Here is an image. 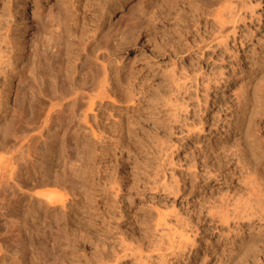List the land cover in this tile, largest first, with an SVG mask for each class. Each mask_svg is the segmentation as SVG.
<instances>
[{
  "label": "rangeland",
  "instance_id": "374dc122",
  "mask_svg": "<svg viewBox=\"0 0 264 264\" xmlns=\"http://www.w3.org/2000/svg\"><path fill=\"white\" fill-rule=\"evenodd\" d=\"M259 1L0 0V78L6 73L7 82L0 86V264H138L144 255H162L160 244L175 264H224L216 253L222 247L206 248L218 235L202 230L205 209L211 194L218 200L220 192H234L239 184L218 188L202 170L214 161L211 146L236 144L241 94H248L251 113L262 107L253 130L264 137V57H256L264 49V0ZM224 5L220 26L215 15ZM104 68L109 94L95 97L90 110L89 89L100 90ZM20 74L25 82L18 87ZM213 117H220L214 131ZM168 182L178 186L168 188ZM182 230L191 240L195 233L197 245L186 242L180 254L169 238L178 242ZM258 244L232 264H264Z\"/></svg>",
  "mask_w": 264,
  "mask_h": 264
},
{
  "label": "bare ground",
  "instance_id": "6f19581e",
  "mask_svg": "<svg viewBox=\"0 0 264 264\" xmlns=\"http://www.w3.org/2000/svg\"><path fill=\"white\" fill-rule=\"evenodd\" d=\"M97 1V0H96ZM100 1V0H99ZM103 1H105V0H103ZM119 1V0H118ZM175 1V0H174ZM224 1V0H223ZM229 1V0H228ZM259 1V0H258ZM218 2V1H217ZM221 2H222V0H221ZM260 2V1H259ZM85 3V2H84ZM226 3V2H225ZM225 3H223V4H225ZM232 3V2H231ZM237 3V2H236ZM86 4V3H85ZM102 4V3H101ZM171 4V3H170ZM222 4V5H223ZM238 4V3H237ZM89 5V4H88ZM92 5V4H91ZM94 5V4H93ZM92 5V6H93ZM103 5V4H102ZM238 5H240V4H238ZM244 5V4H243ZM252 5V4H251ZM257 5V4H256ZM90 6V5H89ZM217 6V5H216ZM219 6H221V4L219 3ZM226 5H224V6H222V8H220V9H218V10H216V8H215V10L217 11V14L215 15V17L217 18V19H215V20H217L218 21V23H219V25L220 26H222V25H224V23H225V20H224V17H223V11L225 10L223 7H225ZM263 6V5H262ZM251 7H253V5L251 6ZM256 7V6H255ZM226 8V7H225ZM240 8V7H239ZM245 8V7H244ZM78 9V8H77ZM214 9V8H213ZM248 9H250V7L248 6ZM253 9V8H252ZM229 10V9H228ZM241 10V9H240ZM239 10V11H240ZM226 11V10H225ZM237 11V10H236ZM230 12V11H229ZM229 12H228V14H229ZM232 12V11H231ZM250 11H248V13H249ZM211 13V12H210ZM244 13V12H243ZM213 14V13H212ZM224 14H227L226 12L224 13ZM252 15H253V13H251ZM250 14V15H251ZM207 15V14H206ZM209 15V14H208ZM207 15V16H208ZM231 15V14H230ZM242 15V14H241ZM211 16V15H210ZM232 16V15H231ZM236 16V15H235ZM237 17V16H236ZM243 17V16H242ZM241 16H240V19L242 18ZM244 17H245V15H244ZM247 17H249V16H247ZM252 17V16H251ZM227 18V17H226ZM232 18V17H231ZM233 18H235V17H233ZM246 18V17H245ZM250 18V17H249ZM211 19V18H210ZM228 19V18H227ZM230 19V18H229ZM228 19V20H229ZM236 19V18H235ZM238 19V18H237ZM236 19V20H237ZM244 19V18H243ZM242 19V20H243ZM251 19V18H250ZM257 19V18H256ZM260 19V18H259ZM238 21V20H237ZM235 22V21H234ZM239 22V21H238ZM207 23V22H206ZM228 23H230V22H228ZM233 24V23H232ZM244 24H245V22H244ZM246 24H247V22H246ZM249 25V24H248ZM241 26V25H240ZM209 27V26H208ZM232 27V26H231ZM234 27H236V26H234ZM234 27H232L231 29H233ZM215 28V27H214ZM206 29V28H205ZM247 29V28H246ZM248 29H250V28H248ZM250 30H252V29H250ZM250 30H248L249 32H250ZM199 31V30H198ZM197 31V32H198ZM214 31V30H213ZM216 31H217V29H216ZM236 30H233V32H235ZM244 31H246V30H244ZM5 33H6V31H5ZM8 33V32H7ZM217 33V32H216ZM231 33H232V30H231ZM236 33V32H235ZM248 33V32H247ZM252 33V32H251ZM218 34V33H217ZM234 34V33H233ZM254 34V33H253ZM4 35V34H3ZM220 35V33L218 34V36ZM244 35V34H243ZM245 35H246V33H245ZM247 35H249V33L247 34ZM246 35V36H247ZM252 35V34H251ZM195 36H196V34H195ZM198 36V35H197ZM220 36H222V35H220ZM225 37H227L228 36V33H225V35H224ZM237 36V35H236ZM6 37V36H5ZM251 37V36H250ZM237 38V37H236ZM2 39H4V38H2ZM234 39V38H233ZM240 39V38H239ZM251 39V38H250ZM0 40H1V38H0ZM259 40V39H258ZM4 41V40H3ZM2 40H1V42H3ZM243 41H244V39H243ZM256 41V40H255ZM191 42V41H190ZM194 42V41H193ZM259 42V41H258ZM263 42V41H262ZM196 43H197V41H196ZM211 43V42H210ZM243 42H242V40H241V44H242ZM245 43V42H244ZM7 44H9V43H7ZM192 44V43H191ZM209 44V43H208ZM237 44V43H236ZM263 44V43H262ZM4 45V44H3ZM189 45V44H188ZM193 45V44H192ZM196 45V44H195ZM207 45V44H206ZM206 45H204L205 47H207ZM243 45V44H242ZM251 45V44H250ZM254 45V44H253ZM213 46V45H212ZM219 46V45H218ZM260 46V45H259ZM263 46V45H262ZM188 47H190V45L188 46ZM3 48V47H2ZM199 49H200V47H198ZM197 48V49H198ZM15 49V48H14ZM249 49V48H248ZM247 49V50H248ZM261 49V48H260ZM194 50V49H193ZM8 51V50H7ZM199 51H201V50H199ZM233 51V50H232ZM237 51V50H236ZM261 51H263V53H261V54H259V56L257 55L256 57H258V58H261L262 56L264 57V49L263 50H261ZM198 52V51H197ZM202 52V51H201ZM234 52V51H233ZM238 52V51H237ZM246 52V51H245ZM249 52V51H248ZM250 52H251V50H250ZM0 53L2 54V52L0 51ZM6 53V52H5ZM10 53V52H9ZM13 53V52H12ZM256 53V52H255ZM7 54H8V52H7ZM104 54V53H103ZM247 54V53H246ZM254 54V53H253ZM252 54V55H253ZM13 55V54H12ZM98 55V54H97ZM4 56V55H3ZM261 56V57H260ZM0 57L2 58V55H0ZM9 57V56H8ZM7 57V58H8ZM12 57V56H11ZM230 57V56H229ZM4 58V57H3ZM227 58H228V56H227ZM231 58H232V56H231ZM236 58V57H235ZM9 59H11V58H9ZM8 59V60H9ZM264 59V58H263ZM102 60V59H101ZM234 60V59H233ZM1 61V60H0ZM3 61V60H2ZM228 61V60H227ZM4 62V61H3ZM9 62V61H8ZM231 63V62H230ZM257 63V62H256ZM0 64H1V62H0ZM233 64V63H232ZM239 64V63H238ZM258 64V63H257ZM3 65V64H2ZM242 65V64H241ZM102 66V65H101ZM236 66V65H235ZM238 66V65H237ZM251 66V65H250ZM253 66V65H252ZM6 67V66H5ZM232 67V66H231ZM108 68V67H107ZM4 68H2V70H3ZM8 69V68H7ZM237 69V68H236ZM1 70V69H0ZM9 70V69H8ZM104 70H105V73H104V76H101V74H100V76L102 77V78H100L101 80H100V82H99V84H97L98 86H100L101 88H100V90H99V92H98V90H96L97 92H95L93 89H92V91L89 89V93H90V95H88L89 93L88 92H86L87 94H85V92H84V88L82 89V91L81 92H84V95H85V97L87 98V99H89L90 98V101H88V100H86V98H85V100H86V105L88 104L87 102H89V109L90 110H92L93 108L92 107H94L93 105H94V102L95 101H98L97 99L99 98L100 100L101 99H104V97L107 95L108 96V94L109 93H107L108 92V89H107V91L105 92V89H104V87L106 86V82L109 84V80L107 81V75H108V73L106 74V68H104ZM102 71V70H101ZM240 71V70H239ZM263 71V70H262ZM0 72H5V71H0ZM10 72V71H9ZM103 72V71H102ZM201 72V71H200ZM251 76H252V74L254 73L252 70H251ZM101 73V72H100ZM239 73V72H238ZM246 73V72H245ZM105 74H106V76H105ZM230 74V73H229ZM228 74V75H229ZM2 75V74H1ZM4 75V74H3ZM236 75V74H235ZM255 75H256V73H255ZM261 75H263V74H261ZM195 76H197V75H195ZM258 76H260V75H258ZM3 77V76H2ZM4 79H1L0 80V86L2 85L3 87H4V83L3 82H1V81H5L6 82V73H5V75H4V77H3ZM99 78V77H98ZM203 78V77H202ZM210 78V77H209ZM209 78H208V80H209ZM193 79V78H192ZM191 79V80H192ZM195 79H197V78H195ZM213 79V78H212ZM256 79H258V78H256ZM96 81L98 80V79H95ZM177 80V79H176ZM181 80V79H180ZM206 80V79H205ZM216 80V79H215ZM246 80V79H245ZM245 80H243V81H245ZM264 80V79H263ZM23 81L25 82V80L23 79V77H22V74H20L19 75V79H18V83H17V86L19 87V83H23ZM94 81V80H93ZM193 81V80H192ZM196 81V80H195ZM84 82V81H83ZM179 82V81H178ZM177 82V83H178ZM181 82H183V81H181ZM187 82V81H186ZM221 82V81H220ZM247 82V81H246ZM252 82V81H251ZM7 83V82H6ZM98 83V82H97ZM245 83V82H244ZM249 83V82H248ZM261 83H263V82H261ZM85 83H83V85H84ZM93 84H94V82H93ZM105 84V85H104ZM107 84V85H108ZM183 84H185V83H183ZM188 84V83H187ZM207 84H209V83H207ZM213 84V83H212ZM216 84V83H215ZM218 84V83H217ZM221 84V83H220ZM253 84H254V82H253ZM257 84V83H256ZM86 85V84H85ZM96 85V86H97ZM110 85V84H109ZM176 85V84H175ZM179 85V84H178ZM192 85V84H191ZM196 85V84H195ZM200 85H202V84H200ZM206 85V84H205ZM210 85V84H209ZM242 85V84H241ZM246 85V84H245ZM262 85H264V84H261V86ZM6 86H7V84H6ZM23 86V85H22ZM78 86V85H77ZM96 86H94V87H96ZM186 86V85H185ZM194 86V85H193ZM249 86V85H248ZM253 86V85H252ZM255 86V85H254ZM258 86H260V85H258ZM258 86H256V87H258ZM260 86V87H261ZM189 87H190V85H189ZM207 87V86H206ZM209 87V86H208ZM207 87V88H208ZM238 87H240L239 85H238ZM245 87V86H244ZM255 87V88H256ZM264 87V86H263ZM5 88V87H4ZM80 89L82 88V87H79ZM97 88H99V87H97ZM186 88V87H185ZM197 88V87H196ZM252 88V87H251ZM17 89V88H16ZM76 89H78V87H76ZM88 89V88H87ZM200 89V88H199ZM198 89V90H199ZM205 89V88H204ZM238 89V88H237ZM245 89V88H244ZM260 89V88H259ZM1 90H3L2 88L0 89V91ZM17 90H19V89H17ZM21 90V89H20ZM188 90V89H187ZM246 90V89H245ZM251 90V89H250ZM254 90V89H253ZM261 90H262V87H261ZM16 91V90H15ZM87 91V90H86ZM93 91L96 93H93ZM179 91V90H178ZM189 91V90H188ZM195 91H196V89H195ZM205 91V90H204ZM241 91V90H240ZM244 91V90H243ZM19 92V91H18ZM81 92H80V94H78V95H81ZM92 92V93H91ZM176 92V91H175ZM196 92H198V91H196ZM246 92V91H245ZM258 92V91H257ZM15 93V92H14ZM75 93H77V92H75ZM79 93V92H78ZM107 93V94H106ZM190 93V92H189ZM240 93V92H239ZM252 93H254V92H252ZM260 93H261V91H260ZM180 94V93H179ZM198 94V93H197ZM241 94V93H240ZM259 94V93H258ZM263 94V93H262ZM261 94V96H260V98H262L263 97V95ZM78 95H74L75 97H74V99H73V97H71L73 100H75L76 98H78ZM89 97H87V96ZM95 95V96H94ZM178 95V94H177ZM203 95V94H202ZM248 94H241L240 96H241V103H242V105H241V109H242V113H241V117H238L239 119L237 120V121H234V128H235V131H233V129H232V131L236 134V136L238 137V139H237V142H236V144L233 146L232 144V146H230V144H229V146L224 142V144H222V143H220L221 145H220V147H218L217 145H215L216 147H218V148H216L215 146H211V151H209L208 149V151H209V153H210V155H209V153H208V151H206L207 152V154L209 155V157L210 158H212V160H214L213 162H211V163H209V164H207V165H205V170H204V172H203V170H202V173L203 174H205V177H206V179H208L210 182L212 181V180H215L216 182H219V184H221V186H217L218 188L219 187H221V189H222V187H224V186H230L232 183H236V185L237 184H239V187L236 189V190H234L233 188V190H234V192H228V193H221L220 192V198L217 200V198L215 199V197L211 194V197L207 200L208 201V203L206 204V213H205V215L207 216L206 218H205V224H207V227H205V228H203L202 230H204V231H212V233H214L213 235H215V234H217L218 235V237H217V239H215V240H213V239H211L209 242H207L208 244H209V246L208 247H206L207 249L208 248H213V247H215V248H217V247H219L220 246V248H221V250L220 251H218L217 249V252H216V250H215V252L216 253H220L221 254V256H223V258H224V264H232V263H234V262H236V260H234L235 258H239V255H240V253H241V251H243L244 249H250L249 251H250V253H251V251L253 250V251H255V248H254V244L256 245L257 243H260V245L258 244V246H260L261 248H260V250L259 251H261L262 252V250H263V252H264V137H263V135H262V137L263 138H261V136H260V134L259 133H257L255 130H253V125H255V116H257L258 114V112H260L259 111V109L260 108H262V107H260L258 110H257V112H254L253 111V113H251V109H250V107H249V96H247ZM73 96V95H72ZM83 96V95H82ZM82 96H80V97H82ZM93 96V97H92ZM195 96V95H194ZM201 96V95H200ZM239 96V97H240ZM95 97H98L95 101H94V99H95ZM193 97V96H192ZM207 97V96H206ZM212 97V96H211ZM209 98V97H208ZM207 98V99H208ZM6 99V98H5ZM52 99V98H51ZM62 99V98H61ZM60 99V100H61ZM78 99H81L82 100V98H78ZM199 99V94H198V96H197V101H199L198 100ZM201 99V98H200ZM203 99V98H202ZM205 99V98H204ZM238 99V98H237ZM263 99V98H262ZM261 99V100H262ZM0 100H1V98H0ZM56 100V99H55ZM55 100H53V101H55ZM73 100L71 101V102H73ZM77 100V99H76ZM81 100H79L80 102H85V101H81ZM84 100V99H83ZM176 100H177V98H176ZM184 100H185V98H184ZM206 100V99H205ZM254 100V99H253ZM260 100V101H261ZM5 101V100H4ZM19 101V100H18ZM187 101V100H186ZM196 101V102H197ZM204 101V100H203ZM224 101H225V99H224ZM57 102V101H56ZM58 102H59V99H58ZM75 102H77V101H75ZM176 102V101H175ZM200 102H201V100H200ZM205 103H206V101H204ZM208 102V101H207ZM264 102V101H263ZM263 102H261V103H263ZM50 103H51V101H50ZM53 103V105H54V102H52ZM62 103V102H61ZM61 103L59 102L58 104H60V106H61ZM178 103H180V102H178ZM185 103V102H184ZM184 103L182 102L181 104H183V106H187V103H185V105H184ZM194 103V102H193ZM221 103V102H220ZM227 103V102H226ZM257 103V102H256ZM3 104V102H2V100L0 101V105H2ZM95 104H96V102H95ZM170 104V103H169ZM172 104V103H171ZM201 104V103H200ZM238 104V103H237ZM4 105H7V104H4ZM76 105V104H75ZM80 105V104H79ZM175 105V104H174ZM173 105V106H174ZM202 105H203V102H202ZM206 105V104H205ZM210 105H212L211 103H210ZM209 105V106H210ZM240 105V104H239ZM253 105H254V103H253ZM256 105V104H255ZM263 105V104H262ZM56 106V105H55ZM58 106V105H57ZM60 106H58V108H60ZM172 106V105H171ZM171 106H169V107H171ZM175 106H177V105H175ZM179 106V105H178ZM199 106V105H198ZM257 106V105H256ZM259 106V105H258ZM47 107H48V105H47ZM84 107H86V106H84ZM182 107V106H181ZM196 107H197V105H196ZM207 107H208V105H207ZM210 107H212V106H210ZM209 107V108H210ZM264 107V106H263ZM0 108H3V107H0ZM45 108V107H44ZM56 108V107H55ZM54 107L53 108H51L50 107V109H55ZM57 108V109H58ZM172 108V107H171ZM187 108V107H186ZM200 108H202L201 106H200ZM216 108V107H215ZM221 108V107H220ZM253 108V107H252ZM17 109H18V107H17ZM24 109V108H23ZM50 109H49V111H50ZM61 109H62V107H61ZM61 109H59V110H61ZM83 109V108H82ZM173 109H175V108H173ZM184 109V108H183ZM230 109H231V107H230ZM20 110H21V108H20ZM59 110H58V112H59ZM172 110V109H171ZM176 110V109H175ZM181 110V109H180ZM200 110V109H199ZM215 110V109H214ZM227 110V109H226ZM239 110V109H238ZM264 110V109H263ZM45 111H46V109H45ZM48 111V112H49ZM55 111H57V110H55ZM85 111V110H84ZM174 110H172V112H173ZM191 111V110H190ZM198 111V110H197ZM225 111V110H224ZM262 111V110H261ZM20 112V111H19ZM83 112V111H82ZM202 112H205V111H202ZM217 112H218V110H217ZM221 112V111H220ZM220 112L218 113V116H221V115H219L220 114ZM230 112V111H229ZM23 113V112H22ZM55 113V112H54ZM85 113H87V112H85ZM84 113V114H85ZM180 113V112H179ZM195 113V112H194ZM224 113H226V112H224ZM224 113H223V115H224ZM233 113V112H232ZM88 114V113H87ZM86 114V115H87ZM198 114V113H197ZM213 114V113H212ZM257 114V115H256ZM262 114H264V113H262ZM14 115V114H13ZM18 116L20 115V114H17ZM195 115V114H194ZM222 115V116H223ZM228 115V114H227ZM226 115V116H227ZM16 116V115H15ZM44 117H45V114L43 115ZM51 116V115H50ZM176 116V115H175ZM202 116V115H201ZM213 116V115H212ZM221 116V117H222ZM225 116V115H224ZM225 116V117H226ZM230 116V115H229ZM261 116V115H260ZM46 117H48L49 118V115L48 116H46ZM86 117V116H85ZM173 117V116H172ZM180 117V116H179ZM225 117H223V119H221V120H224V118ZM228 117V116H227ZM218 118V117H217ZM51 119H52V117H51ZM203 119V118H202ZM219 119H220V117H219ZM219 119H217V120H219ZM230 119V118H229ZM173 120V119H172ZM176 120V119H175ZM193 120V119H192ZM205 120V119H204ZM207 120V119H206ZM214 117H213V120H210V124H211V128L210 129H215L216 128V126H218V121H217ZM225 120H227L226 118H225ZM44 121V120H43ZM46 121V120H45ZM178 121V120H177ZM217 121V122H216ZM180 122V121H179ZM194 122V121H193ZM192 122V123H193ZM199 122V120L197 121V123ZM202 122V120L200 121V123ZM208 122V121H207ZM224 122V121H223ZM228 122V121H227ZM231 122V121H230ZM229 122V123H230ZM260 122V121H259ZM199 123V124H200ZM42 124V123H41ZM51 124V123H50ZM227 124V123H226ZM258 124V123H257ZM184 125V124H183ZM196 125V124H195ZM194 125V126H195ZM225 125V124H224ZM223 125V126H224ZM112 126V125H111ZM190 126H193V125H191L190 124ZM193 126V127H194ZM229 126V125H228ZM40 127H41V125H40ZM186 127H188L189 128V126H187V123H186ZM198 127H199V125H198ZM257 127V126H256ZM95 128V127H94ZM187 128V129H188ZM190 128H192V127H190ZM220 128V127H219ZM222 129H223V127H221ZM186 129V128H185ZM196 129V127L193 129V131ZM197 129H199V130H201L200 129V127L199 128H197ZM196 129V130H197ZM209 129V130H210ZM221 129V130H222ZM260 129V128H259ZM208 130V129H207ZM208 130V131H209ZM228 130V129H227ZM41 131V130H40ZM39 131V132H40ZM92 131V130H91ZM93 131H94V129H93ZM92 131V132H93ZM96 131V130H95ZM182 132H184V133H187V132H185V131H183V130H181ZM192 130H191V132L192 133H194ZM214 131V130H213ZM220 131V130H219ZM258 131V130H257ZM190 132V133H191ZM230 132V131H229ZM232 132V133H233ZM206 133V132H205ZM210 133H211V131H210ZM213 133V132H212ZM221 133V132H220ZM94 134V133H93ZM196 134V133H195ZM219 134V133H218ZM193 136V135H192ZM212 138V137H211ZM209 139V138H208ZM233 140V139H232ZM225 141V140H224ZM214 142V141H213ZM222 142V141H221ZM196 143V142H195ZM216 144V143H215ZM219 145V144H218ZM197 149V148H196ZM204 152H205V149H204ZM195 153V152H194ZM201 153V152H200ZM204 153H202V155H203ZM206 154V153H205ZM206 154V156H208ZM208 157V158H209ZM206 158V157H205ZM204 158V159H205ZM208 158H206V161H207V159ZM201 159H203V158H201ZM209 160V159H208ZM232 160H234V162H235V160H236V162H235V165H234V163H233V165H232V167H230V166H227V163H229L230 161H232ZM203 161V160H202ZM201 161V162H202ZM206 161H205V163H206ZM229 161V162H228ZM233 162V161H232ZM204 163V162H203ZM204 163V164H205ZM224 165H226L224 168H223V166ZM203 166V165H202ZM227 167V168H226ZM219 170H222V171H220L219 172ZM201 173V174H202ZM195 174H197V173H195ZM199 174V173H198ZM197 176V175H196ZM195 176V177H196ZM186 177V176H185ZM204 177V178H205ZM239 177V178H238ZM203 178V177H202ZM238 178V179H237ZM177 179V178H176ZM180 179V178H179ZM185 179V178H184ZM195 179V178H194ZM197 179V178H196ZM237 179V180H236ZM189 180V179H188ZM179 181V180H178ZM177 181V182H178ZM191 181V180H190ZM207 181V180H206ZM236 181V182H235ZM174 182V181H173ZM177 182H176V184H177ZM196 182V181H195ZM208 182V181H207ZM170 183V187H171V189L176 185H174V184H171L172 182H168V183H166V185L165 186H168V184ZM190 183H193V185H196V183L194 184V181L193 182H190ZM164 184H165V182H164ZM187 184V183H186ZM218 184V185H219ZM163 185V184H162ZM174 185V186H173ZM192 185V184H191ZM211 185V188L212 187H214V184L212 183V184H210ZM169 186H168V188H169ZM178 185H176V187H177ZM196 187V186H195ZM200 187V186H199ZM216 187V186H215ZM183 188V187H182ZM202 188V187H201ZM231 188V187H230ZM159 189H160V187H159ZM158 189V190H159ZM178 189V188H177ZM229 188H227V190H228ZM224 190V189H223ZM230 191V190H229ZM171 192H172V190H171ZM223 192V191H222ZM214 194V193H213ZM49 196V195H48ZM48 196H46L47 198H48ZM205 196V195H204ZM51 196H49V198H50ZM206 197V196H205ZM52 199H53V197H51ZM51 198L50 199H48V201L49 200H51ZM203 198V197H202ZM40 200V199H39ZM37 202H38V200H37ZM45 202H47V201H45ZM54 202V201H53ZM48 203V202H47ZM50 203V202H49ZM46 204V203H45ZM48 206V205H47ZM193 207V206H192ZM196 207V206H195ZM198 207V206H197ZM193 211V210H192ZM162 214V212L159 214L162 218H163V216L161 215ZM177 214V213H176ZM198 214V213H197ZM176 216V215H175ZM178 216V215H177ZM183 216V215H182ZM170 218V217H169ZM175 218V217H174ZM180 218V217H179ZM183 219V218H182ZM182 219H181V221H182ZM158 220V219H157ZM166 220V219H165ZM164 220V224L165 223H167L166 221ZM176 220V219H175ZM256 220H258L259 221V223H254ZM179 221H180V219H179ZM180 221V222H181ZM195 221V220H194ZM201 221H204L203 220V218H201ZM169 223L171 224V222L169 221ZM182 223V222H181ZM180 223V224H181ZM190 222H188L187 223V225L189 224ZM158 224V223H157ZM155 225V226H158V225ZM179 224V223H178ZM167 225V224H166ZM175 225V224H174ZM182 225H184V224H182ZM163 226V225H162ZM171 226V225H170ZM176 226V225H175ZM188 226H190V225H188ZM195 226V225H194ZM172 227V226H171ZM184 227V226H183ZM187 227V226H186ZM176 228V227H175ZM189 228H191V227H189ZM156 229V228H155ZM178 229V228H177ZM180 230H181V227L179 228ZM184 229V228H183ZM172 230V229H171ZM192 230V229H191ZM88 231V230H87ZM170 231V230H169ZM188 232V234L187 235H189V231H187ZM197 232V231H196ZM193 232L191 231V234H192ZM87 234V233H86ZM161 234V233H160ZM175 234V233H174ZM185 234V233H184ZM184 234H183V230L180 232V235H179V237H178V239H179V241L178 242H175L172 238H169V244L170 245H173V242L175 243V245H173V246H175L176 248L178 247V250H179V253L181 254V251H183L182 250V247L184 246V244L186 243V244H188V241H191V242H193V243H195V238H194V236H195V233H193V238H192V240L189 238V236L187 237L186 236V234H185V237H184ZM190 234V235H191ZM172 235V234H171ZM170 235V236H171ZM162 237V236H161ZM160 239V238H159ZM128 241V240H127ZM139 241V240H138ZM229 241H231V242H233V248H228V244L226 245V243H228ZM154 242V241H153ZM161 242V241H160ZM231 242H229V243H231ZM237 242V243H236ZM129 243V242H128ZM133 243V242H132ZM135 243V242H134ZM161 243H164V241L162 240V242ZM177 243H178V245H177ZM153 244H155V243H153ZM185 244V245H186ZM190 244V243H189ZM192 244V243H191ZM190 244V245H191ZM136 245V244H135ZM141 245V244H140ZM152 245V244H151ZM177 245V246H176ZM195 246L197 245L196 243L194 244ZM193 245V246H194ZM222 245V246H221ZM129 247V246H128ZM138 247V246H137ZM146 247V246H145ZM155 247V246H154ZM158 247H163L164 248V246L162 245L161 246V244H160V246L158 245ZM185 247V246H184ZM183 247V248H184ZM256 248H258L257 246H255ZM139 248V247H138ZM141 248V247H140ZM147 248V247H146ZM157 247H155V252L157 253V251L159 250H157L156 249ZM162 248V249H163ZM174 248V247H173ZM252 248H254V249H252ZM161 248H160V254H162V255H158L159 257L156 259L155 258V256H150L149 254L148 255H144L145 254V252H143V255L146 257V259H143V257H142V252H140V250H138V252H140V254H139V257L141 258V259H143L142 260V262L141 263H138V264H175V262L173 261V259L174 258H176V257H174V255L172 256V258H170V256H171V252H167L169 249H164L166 252H164V253H162L161 252V250H162ZM196 250H198V247H196L195 248ZM143 250V248L141 249V251ZM153 250V249H152ZM172 250V249H171ZM174 250V249H173ZM144 251V250H143ZM146 251V250H145ZM149 251H151V249L149 250ZM175 251V250H174ZM173 251V254L175 253ZM106 252V251H105ZM147 252V251H146ZM151 252H154V251H151ZM177 252V251H176ZM214 252V251H213ZM256 252H258V251H256ZM100 253V252H99ZM129 253V252H128ZM131 253V252H130ZM136 253V252H135ZM105 254V253H104ZM116 254V253H115ZM158 254V253H157ZM208 254V253H207ZM220 254H218V256L220 255ZM243 254V253H242ZM256 254V253H255ZM255 254H253V255H255ZM98 255V254H97ZM96 255V256H97ZM106 255H108V254H106ZM135 255V254H134ZM152 255V254H151ZM175 255H176V253H175ZM238 255V256H237ZM245 255V254H244ZM105 256V255H104ZM176 256H178V255H176ZM187 256V255H186ZM98 257V256H97ZM114 257V256H113ZM112 257V258H113ZM130 257V256H129ZM144 257V258H145ZM180 257V256H179ZM183 257V256H182ZM181 257V258H182ZM190 257V256H189ZM241 257V256H240ZM253 257V256H252ZM102 258V257H101ZM100 258V259H101ZM105 258V257H104ZM117 258H118V256H117ZM178 258V257H177ZM222 258V257H221ZM99 259V260H100ZM220 259V258H219ZM112 260V259H111ZM118 260H119V258H118ZM137 260V259H136ZM174 260H176V259H174ZM186 260V259H185ZM184 260V261H185ZM204 260H206V257L204 258ZM255 260V259H254ZM15 261V260H14ZM13 261V262H14ZM113 261V260H112ZM135 261V260H134ZM178 261H180L179 259H178ZM177 261V262H178ZM4 262V261H3ZM13 262H11V263H13ZM95 262V261H94ZM104 262H107V260L105 261L104 260ZM109 262V261H108ZM121 262V261H120ZM202 262H203V260H202ZM201 262V263H202ZM247 262V261H246ZM77 263H79V262H77ZM93 263V262H92ZM112 263V262H111ZM122 263H123V261H122ZM252 263V262H251ZM72 264V263H71ZM81 264V263H80ZM115 264V263H114ZM134 264V263H133ZM178 264V263H177ZM185 264V263H184ZM239 264V263H238Z\"/></svg>",
  "mask_w": 264,
  "mask_h": 264
}]
</instances>
